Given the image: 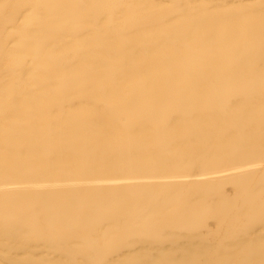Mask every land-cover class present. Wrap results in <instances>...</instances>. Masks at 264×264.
<instances>
[{
  "label": "bare ground",
  "instance_id": "1",
  "mask_svg": "<svg viewBox=\"0 0 264 264\" xmlns=\"http://www.w3.org/2000/svg\"><path fill=\"white\" fill-rule=\"evenodd\" d=\"M0 264H264V0H0Z\"/></svg>",
  "mask_w": 264,
  "mask_h": 264
}]
</instances>
